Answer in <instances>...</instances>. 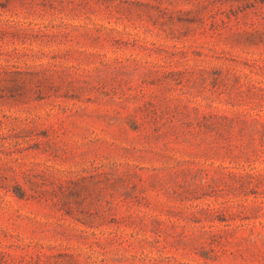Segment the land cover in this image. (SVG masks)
<instances>
[{
	"label": "rangeland",
	"instance_id": "1",
	"mask_svg": "<svg viewBox=\"0 0 264 264\" xmlns=\"http://www.w3.org/2000/svg\"><path fill=\"white\" fill-rule=\"evenodd\" d=\"M248 174L264 0H0V264H264Z\"/></svg>",
	"mask_w": 264,
	"mask_h": 264
},
{
	"label": "trees",
	"instance_id": "2",
	"mask_svg": "<svg viewBox=\"0 0 264 264\" xmlns=\"http://www.w3.org/2000/svg\"><path fill=\"white\" fill-rule=\"evenodd\" d=\"M246 177H248V178H251L252 180H253V183H254V185L257 187L258 185H261V184H263L264 183V175H262V174H254V175H246L245 177H241L240 176V178H241V180L243 181L244 180V178H246ZM239 178V177H238ZM254 194H256V193H254ZM17 195H18V197L19 198H23L24 196H23V194H21L20 192H17ZM258 210H263L264 209V202H260L259 203V205L256 207ZM261 228H262V232H264V222H259V224H258ZM256 228V225H254L253 226V229H251V232H252V234L254 235L255 234V231H254V229Z\"/></svg>",
	"mask_w": 264,
	"mask_h": 264
}]
</instances>
